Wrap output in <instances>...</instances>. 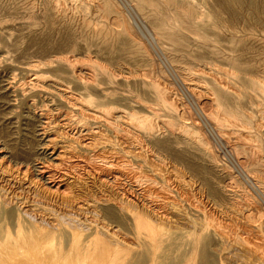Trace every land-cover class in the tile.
<instances>
[{
  "label": "bare ground",
  "instance_id": "obj_1",
  "mask_svg": "<svg viewBox=\"0 0 264 264\" xmlns=\"http://www.w3.org/2000/svg\"><path fill=\"white\" fill-rule=\"evenodd\" d=\"M98 1V7L120 15L117 28L109 31L114 37L125 39L129 52L134 50L137 54L147 55L150 61L175 62L162 41L169 40L166 24L163 21L160 25L152 24L144 16L149 2L156 0ZM182 1L193 4L190 0H173ZM128 13L134 16L131 20ZM175 14L180 17L179 12ZM113 17L115 22L117 18L114 14ZM180 23L188 29L187 21ZM198 31L197 36L211 48L208 55L201 58L210 64L217 61L219 37L203 32L201 28ZM108 32L106 35L110 34ZM234 41L232 37L230 42ZM62 58L61 64L53 69V77L44 76L40 68L35 70L32 79L36 84L30 87L37 90L38 86L44 89L56 86L60 103L66 106V112L57 110L58 114L54 113V108L40 112L45 118L41 121L40 134L43 140L48 138L43 150L51 160H43L37 155L22 159L15 148L0 138V264H264V170L258 168L262 165L263 155L258 146L250 145V141L257 140V134L250 131L252 112L238 108L239 102L236 103L238 106H230L229 101L219 99L220 93L231 94L237 99L239 95L245 97L247 94L224 91L225 87L219 85L224 86L225 80L207 89L195 82V77H192L193 82H187L189 78L187 80L175 63L174 66L167 63L166 69L159 64L156 70L162 80L144 76L140 83L146 84L147 89L135 96V102L141 103L146 111L134 108L125 114V121L121 123L119 112L111 107L116 101L109 97L111 92L101 86L94 71L87 74L73 59ZM225 62L236 68L241 57L234 56ZM169 75L172 81L168 79ZM114 76L115 73L109 75V82H114ZM21 84L18 91L25 94ZM178 90L189 102L185 104H192L193 108H189L194 109V113L184 106V102L178 103L180 99L174 96ZM205 92L208 93L206 96L203 95ZM202 95L206 101L201 105ZM153 100L169 111L171 120H164L162 126L160 120L152 116ZM32 108H36L33 99L27 109ZM74 123L84 126L77 131L83 138L85 136L84 140L71 135L68 128ZM259 124L261 121L256 126ZM223 125L236 134L235 140L224 146V153L254 198L251 196L252 204L240 200L229 202L228 213L217 216L221 189L219 192L209 182L198 184L189 174L190 167L183 166V170L179 167L188 147L201 150L212 161L217 160L220 153L215 152L209 138L222 143L225 138L220 134V127ZM160 127L167 128L168 132L163 143L156 140ZM201 128L206 134L203 137L200 136ZM107 131L114 134L113 140ZM57 137L63 140L60 142ZM249 150L253 161L247 157ZM109 152L113 155L111 159ZM248 160L254 171L248 168ZM164 162L167 168L162 165ZM123 176L131 179L133 187H141L139 197L132 194L136 199H131V191L122 186L120 179ZM238 182L232 183L233 187H238ZM175 185L177 193L185 194L186 198L181 195L179 199V195L174 194Z\"/></svg>",
  "mask_w": 264,
  "mask_h": 264
},
{
  "label": "rangeland",
  "instance_id": "obj_2",
  "mask_svg": "<svg viewBox=\"0 0 264 264\" xmlns=\"http://www.w3.org/2000/svg\"><path fill=\"white\" fill-rule=\"evenodd\" d=\"M158 1L159 2H157V0L149 2L150 4L147 5V12H144V16L152 24L160 25L162 21L166 24L165 30L168 32L167 36L169 40L165 38L162 39V41L167 46V51L172 56V59L175 60V66L187 77V80L189 78L187 82L192 81V77H195V82L198 84L200 83L201 86L205 85L204 87L208 89L217 86L218 83L220 84V81L225 80L226 84L224 86L221 84L219 85L221 88L225 87L224 91L235 92L234 90H236L234 94H238L237 91H239L240 94L241 92H243L244 95L247 94L245 97L242 94L241 96L238 94L239 99H237L230 96L231 94L222 95L219 90V99L229 101L230 106H238L236 103L239 102L238 108L244 107L245 111L252 112L253 126L252 129L250 128V131L257 134V140H254L255 142L250 141V145L254 144V146L260 148L259 153H262L263 156L261 154L259 155L260 157L262 156L263 159L262 165L258 168L259 170H264V125L262 124L264 123V0H190L193 3L192 5L188 4L186 1ZM98 2V0H0V138H4L5 144L15 148L22 159L37 155L43 160L45 158L51 160L43 150L48 138H44L43 140L42 134H40L42 133L41 121H45V118L41 117L40 112L42 110H49L50 108H54L55 114L66 112V106L60 103L58 90L55 89L57 88L56 86L47 89L38 86L37 90L30 88L33 84H36L34 83V79H32L35 70L40 68L44 76L53 77V69L61 64L62 57H68L73 59L76 65H82L81 68L85 73L88 74L94 71L93 73L96 74L97 79L101 82V86L106 88L107 92H111V96L109 97H112L111 99L116 101L111 107H113L114 111L117 113L119 112V122L123 123V121H125V114L128 115L134 108L144 109L141 103L138 104L135 102L137 101L135 98L136 94L147 89L146 84L140 83L143 81L142 78H144V76L145 78H159V72L157 73L159 64L163 69H166L167 63H169L162 59L150 61L148 60L149 56L141 53L137 54L134 50L132 53L129 52L130 50L126 49V44H124L125 39L114 37V35H112L113 32L109 31L110 29L117 28L116 24L121 21L120 15L102 6L98 7ZM121 5L120 8H122ZM123 8L125 7L123 6ZM174 12H179L180 17ZM112 13L115 18H117L115 22L112 20V18L114 19ZM128 17L131 20L134 16L133 14H129ZM111 21L115 25H113ZM180 21H187V23H189V25H187L188 29L183 27ZM194 25L197 26L195 27ZM172 26L174 28H172ZM198 28H201V31L204 30L203 32L219 37V44L221 45L218 44L217 46L220 52L217 55V61L215 60L211 64L208 63L207 60L201 58L203 55H208L209 49L211 48L206 44L204 45L202 37L197 36V33L200 32ZM107 32L110 34L106 35ZM232 37H234V42H230ZM232 48L236 49V51H233ZM131 54H134V57ZM234 56L241 57V63H239L236 68L232 64L225 62V60L228 61ZM91 57L92 59L94 58L93 60H95L96 63L91 60ZM125 61H127V63ZM101 63L107 66H101ZM174 63L169 64L174 66ZM108 64H112V66L109 67ZM132 64L133 67H131ZM110 68L112 69L110 70ZM186 68H188V70ZM225 68L228 70H225ZM132 69L134 71H132ZM144 72L147 73L144 74ZM112 73H115L114 82H109L108 77ZM136 73L137 75H135ZM141 73L144 75L142 76ZM208 73L213 75L214 78ZM70 75L73 76L72 73H70ZM126 76L127 78H125ZM168 79L172 81L170 75ZM160 80H162V78ZM20 84L22 87L24 86L25 94H21V92L18 91ZM16 85H18V87ZM228 86H231L229 87L230 89ZM180 92L181 91L178 90V94L174 95L176 99L181 100H178V103H189L183 93ZM206 94L208 93L205 92L203 95L206 96ZM30 97L36 101V108H32L31 110L27 109L29 103L32 101ZM150 97L154 99L151 94ZM201 98L199 102L202 105L206 99H204V96ZM152 105L155 109H153L154 114L152 113V116L160 120L161 126L164 120H171L169 111L162 106L160 102L158 103L156 100H153ZM184 106L186 108L188 107L187 109L191 110V112L194 111V109H191V103L185 104ZM189 106L191 107L189 108ZM57 110H59V112ZM144 111L146 110L144 109ZM142 114L145 113H141V115ZM59 118L58 121L61 119ZM255 121H261L262 125H258L260 128L256 126L257 122ZM101 123L105 124L103 121ZM75 124L76 123L72 124L71 127L68 128L71 135H75V137L79 136L80 138L78 139H80V141L81 139L84 140L85 136L83 138V134L77 132L84 129V126ZM262 126L263 128H261ZM203 128H201V130L203 129L208 135V132L205 131L207 129L204 126ZM166 129L167 128L160 127L157 131L156 140H158L159 143H163L164 140L167 139L168 132ZM220 129V131H222L220 133L221 136L223 139L225 138V141L223 140L222 143L220 142L223 146H221L219 142L208 137L212 141L211 144L214 145L213 149L215 152H217V154L220 153L217 160L212 161L211 158L203 155L201 150L197 151L192 147H188L186 150L188 153L186 152L185 155H182L181 159L184 164L180 163L179 167L182 170L184 169L183 166L190 167L191 172L189 174H191L190 176L192 179L198 181V184L202 181L205 182V184L209 182L213 187L215 185L219 192L221 189L222 194L220 192L218 197L220 206H217V216H223L228 213L230 207L228 204L229 202L240 200L241 203L247 201L251 203V196L254 198L253 195H249L251 194L249 193L250 188L242 183V177L238 174L237 170L234 169L235 167H232V163L228 160L229 157L225 154L226 151L224 150V146L231 144V142L235 140L236 134L230 133L229 127L225 125L220 127ZM203 130L200 132L201 137L206 135ZM106 133L113 137L112 140L114 139V134L110 131ZM57 139H59L60 142L63 140V138L60 139V137H57ZM197 139L194 140L198 143ZM230 140L232 141L230 142ZM256 150L258 151V149ZM111 153L112 152L108 153L110 155L106 153L105 156L108 155L110 158L113 156ZM247 157L249 160L253 161V159H251L250 150L247 151ZM162 160H164V156H162ZM251 161L248 163V168L250 167V169L254 171L255 168L251 164ZM162 165L167 168L165 162L164 164L162 163ZM186 171L188 172V169H186ZM83 173H85V171ZM92 175L93 174L90 176ZM85 176L84 174L83 177ZM130 180L129 177L123 176L120 182L123 181L122 186L125 189L127 188V191H131L129 197L131 199H136L135 196L137 195V197H139L138 195L142 193L140 192L141 187H133V182ZM237 180L239 181L237 183L238 187L236 186L235 188L232 183L235 185ZM157 185L160 186L161 182ZM229 185L234 189H230L231 186L228 187ZM175 186V189L173 188L174 194L179 195V199L182 198L181 195L185 196V194L177 193L178 188ZM132 188L135 189L131 190ZM132 194L136 195L133 197ZM184 198H186V196ZM223 210L226 211L223 212ZM262 218H264V216Z\"/></svg>",
  "mask_w": 264,
  "mask_h": 264
}]
</instances>
